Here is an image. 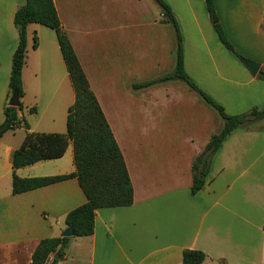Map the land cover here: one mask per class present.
<instances>
[{"label": "crops", "instance_id": "0c3cea01", "mask_svg": "<svg viewBox=\"0 0 264 264\" xmlns=\"http://www.w3.org/2000/svg\"><path fill=\"white\" fill-rule=\"evenodd\" d=\"M162 1L177 22L184 71L195 85L227 115L264 108V81L222 48L204 0ZM24 3L0 0V125L18 44L13 17ZM53 3L133 189L131 206L97 210L93 233L71 237L58 264H182L184 251L202 252L201 264H264V121L226 139L211 159L204 187L191 195L192 162L223 122L181 81L133 88L175 66V32L163 23L159 6L154 0ZM213 4L226 39L264 70V29L250 31L252 21L263 22L264 0ZM49 30L27 26L17 117L29 129L21 124L0 138V264H30L39 241L60 237L67 213L86 202L75 178L11 194V156L26 133L64 134L74 102L55 33ZM204 52L210 56L207 62ZM157 69L159 74L150 77ZM74 171L70 143L61 158L36 162L15 174L32 178Z\"/></svg>", "mask_w": 264, "mask_h": 264}, {"label": "trees", "instance_id": "16d2710c", "mask_svg": "<svg viewBox=\"0 0 264 264\" xmlns=\"http://www.w3.org/2000/svg\"><path fill=\"white\" fill-rule=\"evenodd\" d=\"M159 6L163 23L170 24L175 32V66L171 73L156 80L133 85L134 89H143L169 81H181L199 95L213 108L223 124L220 131L210 137L203 151L194 158L191 165V195H195L205 185L212 157L222 147L226 139L239 130L251 129L257 122L264 121V108H252L242 115H227L223 108L201 91L185 73L180 31L170 7L162 0H154ZM206 11L219 42L238 59L243 60L228 42L218 21L213 0H204ZM18 34V44L12 55L11 71L8 81L7 100L16 94L18 100L23 97L21 73L25 64L27 47V26L38 24L51 29L56 36L61 57L74 91V102L66 115V131L58 133L27 132L22 144L11 156L12 181L11 194L17 195L63 180L75 178L83 191L86 202L71 210L64 224L73 231V237L89 236L93 233L95 212L104 208L129 207L133 203V189L129 175L111 129L103 115L97 99L89 87L86 76L77 56L63 31L53 0H25L13 17ZM33 48L37 47V38H33ZM257 78L264 81V70L260 69ZM22 109L10 107L3 109L4 120L0 125V138L4 133L17 129L21 124L29 129L26 122L21 123L17 112ZM35 112V109H30ZM73 149L75 171L63 176L19 178L15 170L43 160L61 158L68 145ZM264 231V224H263ZM70 238L55 237L39 241L31 256L30 264H58L65 255ZM57 258H54V257ZM205 255L198 251H184L182 264H201Z\"/></svg>", "mask_w": 264, "mask_h": 264}, {"label": "rangeland", "instance_id": "374dc122", "mask_svg": "<svg viewBox=\"0 0 264 264\" xmlns=\"http://www.w3.org/2000/svg\"><path fill=\"white\" fill-rule=\"evenodd\" d=\"M211 22V21H210ZM47 29V28H46ZM264 29V19H263V22H261V23H258V22H256V21H252V25L250 26V31L251 32H257V31H262ZM48 30H49V28H48ZM49 31H51L52 32V30L50 29ZM180 31V30H179ZM264 31V30H263ZM216 34V33H215ZM225 34V33H224ZM217 36V35H216ZM180 37H181V33H180ZM181 41H182V37H181ZM229 42V41H228ZM230 43V42H229ZM231 44V43H230ZM222 48L223 49H225L229 54H231L237 61H239L243 66H245L244 65V63H243V60L245 59L243 56H241L235 49H234V47H233V49L235 50V52L241 57V58H243V60H240V59H238L230 50H228L227 48H225L224 46H222ZM211 52H212V54H213V51L211 50ZM205 54H206V56L203 58V61L204 62H207V61H209L210 60V56H209V53L208 52H204ZM246 60V59H245ZM247 69V68H246ZM158 70V72H151V76L150 77H152V78H154V77H156V75H158L159 74V69H157ZM154 74V75H153ZM164 76V75H163ZM162 76V77H163ZM143 78H146V77H143ZM158 78H160V77H158ZM158 78H155V79H153V80H156V79H158ZM150 81H152V80H150ZM147 82H149V81H147ZM170 82V81H169ZM28 83H30V82H28ZM165 83H168V82H165ZM181 83H183V82H181ZM159 84H163V83H159ZM184 85H186L185 83H183ZM195 84V83H194ZM155 85H157V84H155ZM153 86V85H152ZM39 87V86H38ZM186 87L188 88V86L186 85ZM32 88H33V86L32 85H30V87H29V89H31L32 90ZM190 89V88H189ZM30 91H29V93H28V97H27V99H29V97H30ZM10 99V98H9ZM9 99L7 100V104H8V101H9ZM21 121V123H22V121H24V120H20ZM23 131V130H22Z\"/></svg>", "mask_w": 264, "mask_h": 264}, {"label": "water", "instance_id": "95a60500", "mask_svg": "<svg viewBox=\"0 0 264 264\" xmlns=\"http://www.w3.org/2000/svg\"><path fill=\"white\" fill-rule=\"evenodd\" d=\"M243 63L245 65V67L248 69L250 75L252 77H255L258 73H259V64L257 63H254V62H251V61H248V60H243ZM19 100L17 98V95L16 94H13L9 101H8V106L10 107H18L19 106ZM60 237H63V238H71L73 237V231L70 227H67L66 229H64L61 234H60ZM54 258H57L56 256Z\"/></svg>", "mask_w": 264, "mask_h": 264}]
</instances>
